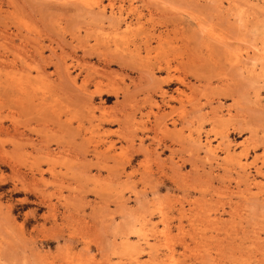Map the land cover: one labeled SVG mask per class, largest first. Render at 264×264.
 Returning <instances> with one entry per match:
<instances>
[{
  "label": "rangeland",
  "instance_id": "1",
  "mask_svg": "<svg viewBox=\"0 0 264 264\" xmlns=\"http://www.w3.org/2000/svg\"><path fill=\"white\" fill-rule=\"evenodd\" d=\"M0 264H264V0H0Z\"/></svg>",
  "mask_w": 264,
  "mask_h": 264
},
{
  "label": "bare ground",
  "instance_id": "2",
  "mask_svg": "<svg viewBox=\"0 0 264 264\" xmlns=\"http://www.w3.org/2000/svg\"><path fill=\"white\" fill-rule=\"evenodd\" d=\"M114 32H115V31H114ZM109 56H110V55H109ZM112 62H113V61H112ZM166 63H167V62H166ZM160 65H161V64H160ZM162 65H163V64H162ZM163 69H164V68H163ZM23 77H24V76H23ZM23 77H22V78H23ZM20 78H21V77H20ZM180 81H181V83L184 82V80H182V79H180ZM180 81H179V82H180ZM73 84H74V83H73ZM79 89H80V88H79ZM79 89H78V90H79ZM99 91H100V90H99ZM97 92H98V91H97ZM99 94H100V93H99ZM86 113H87V112H86ZM109 115H110V114H109ZM110 117H111V116H110ZM113 149H114V148H113ZM125 151H127V150H125ZM127 153H128V152H127ZM145 226H146L145 223H141V227H140V228H141L142 231H143L144 229L146 230ZM141 235H142V234H141ZM144 235H145V233H144ZM152 235H153V233H152ZM165 235H167V234H165ZM166 238H167V237H166ZM170 262H171V261H170ZM172 262H173V261H172Z\"/></svg>",
  "mask_w": 264,
  "mask_h": 264
}]
</instances>
